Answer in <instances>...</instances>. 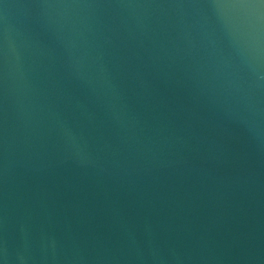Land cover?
I'll return each instance as SVG.
<instances>
[{
	"label": "water",
	"instance_id": "obj_1",
	"mask_svg": "<svg viewBox=\"0 0 264 264\" xmlns=\"http://www.w3.org/2000/svg\"><path fill=\"white\" fill-rule=\"evenodd\" d=\"M0 264H264V0H0Z\"/></svg>",
	"mask_w": 264,
	"mask_h": 264
}]
</instances>
